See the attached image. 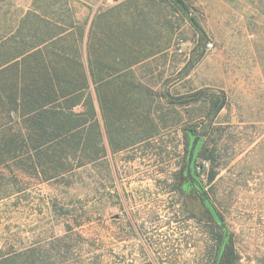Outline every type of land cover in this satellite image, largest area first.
<instances>
[{
  "label": "rangeland",
  "instance_id": "374dc122",
  "mask_svg": "<svg viewBox=\"0 0 264 264\" xmlns=\"http://www.w3.org/2000/svg\"><path fill=\"white\" fill-rule=\"evenodd\" d=\"M66 2L87 24L86 36L97 14L133 25L131 71L152 94L142 96L143 109L164 108H141L123 149L111 147L98 113L101 151L94 163L84 161L82 204L93 207V226L115 264H214L224 230L194 189L180 190L184 127L202 137L197 163L229 229L235 264H264V0ZM213 96L226 104L209 113L204 99ZM137 105L133 92L131 110ZM148 118L162 121L152 127ZM11 225L23 235L38 226L24 209Z\"/></svg>",
  "mask_w": 264,
  "mask_h": 264
},
{
  "label": "trees",
  "instance_id": "16d2710c",
  "mask_svg": "<svg viewBox=\"0 0 264 264\" xmlns=\"http://www.w3.org/2000/svg\"><path fill=\"white\" fill-rule=\"evenodd\" d=\"M149 1L156 7L164 2ZM86 26L74 19L66 0H30L27 9L0 0V264H115L111 247L93 226V207L82 204L84 161L94 163L101 151L99 111L111 147L123 149L143 109L142 96L152 94L143 93L131 71L133 25L119 24L106 12L94 17L87 36ZM133 92L136 110L130 108ZM204 100L209 113L226 104L225 96ZM154 105L143 110L164 111ZM154 119L148 118L152 127L162 121ZM183 131L187 183L180 190L187 192L193 189L188 156L198 135L191 127ZM201 149L202 137L192 170L204 185L197 163ZM22 209L38 224L25 235L11 225ZM223 240L224 235L218 239V264H235L230 233Z\"/></svg>",
  "mask_w": 264,
  "mask_h": 264
},
{
  "label": "water",
  "instance_id": "95a60500",
  "mask_svg": "<svg viewBox=\"0 0 264 264\" xmlns=\"http://www.w3.org/2000/svg\"><path fill=\"white\" fill-rule=\"evenodd\" d=\"M200 140H201V137L198 135L194 138V140L192 142V145H191L190 151H189V156H188L186 175L188 177V180H189L192 188L198 193V195L200 196L202 201L205 202L207 204V206L212 210L215 217L219 221L220 226L225 231L224 240H223V244H224L225 240L229 236V229L227 227V224L225 223V221L222 218L221 214L219 213L216 205L214 204V202L212 201L208 192L206 191L204 185L199 181V179L197 178V176L195 175V173L192 170V163H193V160L195 158V153H196V150H197V147H198ZM218 261H219V257H217L215 264H218Z\"/></svg>",
  "mask_w": 264,
  "mask_h": 264
},
{
  "label": "flooded vegetation",
  "instance_id": "af4514ba",
  "mask_svg": "<svg viewBox=\"0 0 264 264\" xmlns=\"http://www.w3.org/2000/svg\"><path fill=\"white\" fill-rule=\"evenodd\" d=\"M119 215H117V217H115V220L118 221L120 219V217H118Z\"/></svg>",
  "mask_w": 264,
  "mask_h": 264
}]
</instances>
